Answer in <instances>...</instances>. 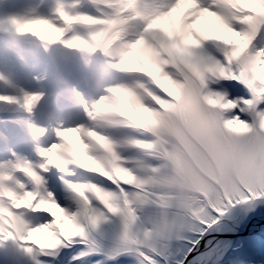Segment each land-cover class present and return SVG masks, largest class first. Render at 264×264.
Wrapping results in <instances>:
<instances>
[{
  "label": "snow or ice",
  "instance_id": "6c2138e0",
  "mask_svg": "<svg viewBox=\"0 0 264 264\" xmlns=\"http://www.w3.org/2000/svg\"><path fill=\"white\" fill-rule=\"evenodd\" d=\"M7 25L83 81L61 106L0 93L31 141L0 146V264H224L201 241L264 201V0H51Z\"/></svg>",
  "mask_w": 264,
  "mask_h": 264
},
{
  "label": "bare ground",
  "instance_id": "6f19581e",
  "mask_svg": "<svg viewBox=\"0 0 264 264\" xmlns=\"http://www.w3.org/2000/svg\"><path fill=\"white\" fill-rule=\"evenodd\" d=\"M18 1H23L24 3L23 7L17 9L19 12L22 13V15L29 14L33 11L37 13H47L50 10V6H45L38 0H15L14 3ZM3 4H7V2H3ZM4 27H8L7 23H3V24L0 23V28L2 29V31L0 32V41L2 42L0 44V48L9 49L13 47L12 46L13 43L14 45H17V42L29 41V39H26L27 35H19L12 29H7L10 32V34L7 35V32L3 31ZM42 47H43V43H42ZM52 48L53 46H51V49ZM13 49L17 50L16 47H14ZM40 55H44V57L37 58V56H34L31 63H29L30 71L28 73H26L25 75H22L20 73L15 75L16 77H18L19 81L14 82L13 85L22 87L26 91L33 90L38 87H43V89L46 92H48L49 84H50L49 81L43 82L41 86H38V84H36L37 77L43 76L45 79L50 80V78L56 76V72L54 71H57L58 66L57 65L50 66L43 63V61H45V54H40ZM8 67H9L8 65H4L3 63L0 62V77L6 79L9 78V74L7 73L6 70V68ZM73 67L75 68V66ZM72 71L73 72L68 77V79H70L71 86L76 83H81L82 85V81H83L82 74L79 73L76 70V68L73 69ZM22 80H25L26 82L21 84ZM0 86H2V83H0ZM10 88H11L10 86L0 87V93L13 94L14 92L15 94L14 88L12 87V89L9 90ZM70 91L71 88L69 90V93ZM63 99L64 98H61V100ZM7 106H8L7 104H0V112H5L3 107H7ZM10 110L13 111V113H11V118L9 120L11 124L10 132H15V130L17 129L18 134H16L15 136H13V133L7 134L3 131L5 127L2 128L0 127V146H3L6 152L7 149L5 147L7 145L5 144L11 142L12 146L9 145V148L13 149V145H16L19 139H22L24 142H26L24 139L28 138L27 136L20 134L23 131V129L27 127L25 114L20 111L18 106H13ZM5 115L6 117H9L8 114L5 113ZM4 137H7V140H5ZM21 147H23V150H20L21 149L20 147H19L20 149H16V151L19 154L21 155L30 154V150H31L30 146L27 145L28 149L26 148L25 145L24 146L22 145ZM19 151H23V152H19ZM257 203L258 206L256 208V211L248 215H244L239 207H237V209L229 210L228 215L223 218L222 224L217 226L216 229H214L208 236L204 238V240L201 241L199 251L203 252L205 250L204 249L205 240L214 241L220 244L221 248L224 247L230 248L231 250L229 251L227 258L232 260L229 262H237L239 259H241V256L238 254V251L243 250L244 247L248 249L253 248V246L251 247V243H250L251 240L258 237L264 242V221H262L264 220V201H260ZM192 255H196V253H193ZM189 259H191V257H189Z\"/></svg>",
  "mask_w": 264,
  "mask_h": 264
},
{
  "label": "rangeland",
  "instance_id": "374dc122",
  "mask_svg": "<svg viewBox=\"0 0 264 264\" xmlns=\"http://www.w3.org/2000/svg\"><path fill=\"white\" fill-rule=\"evenodd\" d=\"M0 2H8V1L0 0ZM257 243H258L257 238H255L251 240V247L253 246V248H251L252 250L250 248L248 249L244 247L243 253L250 254L252 256V258H249L250 262L249 260L247 262L245 260V264H264V245H259Z\"/></svg>",
  "mask_w": 264,
  "mask_h": 264
}]
</instances>
